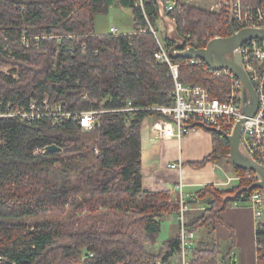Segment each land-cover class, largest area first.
<instances>
[{
	"label": "trees",
	"instance_id": "16d2710c",
	"mask_svg": "<svg viewBox=\"0 0 264 264\" xmlns=\"http://www.w3.org/2000/svg\"><path fill=\"white\" fill-rule=\"evenodd\" d=\"M138 2L0 0V36L10 38L0 48V67H12L0 71L2 110L8 104L28 110L46 98L70 112L123 109L129 103L138 109L103 113L92 131L75 119L55 125L48 118H0V264H173L180 254L179 223L178 233L156 247L162 221L179 215L180 205L171 201V192L144 186L141 160L142 122L155 114L147 109L175 103L170 69L155 57L158 23L163 16L176 20V38L164 41L169 49L180 41L205 46L208 32L219 29L229 37L233 26L228 10L216 15L180 5L166 12L165 0H145L143 10ZM259 2L243 0L244 6ZM114 4L131 9L133 33H96L98 14ZM25 28L41 36L28 49L11 40ZM174 62L181 65L182 82L207 87L224 99L228 78L212 76L186 58ZM199 126L193 122L189 127ZM207 130L213 153L196 167L221 164L230 155V142L219 129ZM53 144L62 151L45 152ZM234 169L242 178L239 188L228 192L206 185L192 194L189 206L201 210L186 213V229L206 230L207 239L196 237L188 264L236 263L232 248L223 252L216 226L224 224V211L246 204L256 188L245 178L246 170ZM56 211L66 214V221L26 222ZM256 264H264L262 225L256 229Z\"/></svg>",
	"mask_w": 264,
	"mask_h": 264
},
{
	"label": "built area",
	"instance_id": "2783aa9c",
	"mask_svg": "<svg viewBox=\"0 0 264 264\" xmlns=\"http://www.w3.org/2000/svg\"><path fill=\"white\" fill-rule=\"evenodd\" d=\"M259 1V4L249 6H244L243 0H165L164 4L166 12H173L180 5L206 9L216 15H221L223 10H228L232 29L238 32L244 28H264V0ZM144 3L145 0H139L138 2L143 10H145ZM170 20L173 23L176 21L175 18ZM150 30L158 38L157 31L152 26H150ZM110 33L121 34L116 27H112ZM222 37L219 34V29H216L208 32L204 41L205 46L199 47V42L180 41L173 48H178L181 45L184 46L182 51L206 48L210 41ZM40 39L41 36L31 35L27 28L23 29L20 35L11 38L16 44H20L27 49L31 48L33 41L39 43ZM6 40H10V38L0 36V48ZM158 42L160 49L156 52L155 57L157 61L167 64L170 69V75L175 84L173 93L175 103L172 106H154L147 109L155 113L152 115L155 117L152 125L153 131L165 139H181L185 134L196 128H217L228 135H232L237 123L246 118V121L242 124L240 149L252 161L264 166V40L253 39L232 52L238 58L237 63L249 75L258 96L259 107L252 117H246L244 114L245 87L233 72L226 68L213 70L200 58L188 59L191 65L203 66V69L208 71L210 75L226 77L230 80V86L224 99H219L207 87L182 82L180 80L181 65L174 62V58L171 56L172 48L169 49L160 38H158ZM180 51V49H176L173 53L176 54ZM3 71L8 73L6 70ZM135 110L138 109L129 103L128 107L123 109L70 112L65 110L63 104L51 103L46 98L43 102H33L28 110H23L18 106L13 108L11 104H8L2 110L0 103V118H19L27 121L48 118L55 125L64 124L75 119L83 130L92 131L98 126L100 115L103 113L131 112ZM193 122L202 126L191 129L189 126ZM96 153H98L97 149ZM172 167H176V165H172ZM246 172V179L254 180L255 183L261 180L257 172ZM237 178L240 181L242 179L241 177ZM178 191L177 203L180 205V214L175 216L174 219L180 224L182 248L180 254L174 259V264L175 262L188 264L199 231H188L186 229V213L190 209L189 204L194 202L192 194L184 193L182 186L178 187ZM246 203L253 209L257 226L262 225L264 227V189L256 188L250 194Z\"/></svg>",
	"mask_w": 264,
	"mask_h": 264
},
{
	"label": "crops",
	"instance_id": "0c3cea01",
	"mask_svg": "<svg viewBox=\"0 0 264 264\" xmlns=\"http://www.w3.org/2000/svg\"><path fill=\"white\" fill-rule=\"evenodd\" d=\"M154 121V116H147L141 127V160L146 188L155 192L169 191L172 194L171 201L177 202L180 186L183 192L188 194H194L206 185H213L228 192L240 187L241 181L238 180L239 176L229 158L224 159L221 164L210 163L196 167V164L203 162L213 153L211 132L198 128L185 134L181 139H165L153 131ZM226 164H231L230 170L224 167ZM193 206V208L189 206L188 216L201 210L200 206ZM221 217L224 224L216 226L217 240L223 245L230 243L228 250L232 248V255L236 256L235 264H256L257 224L253 209L247 203H239L224 211ZM171 218L174 220L175 216L172 215ZM170 224L173 225L172 222ZM171 226L165 225L168 237L158 240L156 247L160 248L171 236L178 233L177 226L174 234L171 235Z\"/></svg>",
	"mask_w": 264,
	"mask_h": 264
},
{
	"label": "water",
	"instance_id": "95a60500",
	"mask_svg": "<svg viewBox=\"0 0 264 264\" xmlns=\"http://www.w3.org/2000/svg\"><path fill=\"white\" fill-rule=\"evenodd\" d=\"M253 39L264 40V28H244L238 32L233 30L232 35L229 37H222L213 39L210 41L206 48L183 50V45L178 48H172L171 56L175 58L194 59L200 58L207 63V65L213 70H220L223 68L229 69L233 72L243 83L245 87L244 97V114L246 117H252L256 114L259 101L256 91L253 87L252 81L244 68L240 66L236 61L229 57V54L236 48ZM180 49L179 53L174 54L173 51ZM59 66V59H58ZM62 74V70L60 71ZM246 121V118L240 120L235 128L234 134L228 135L223 130H218L231 145L229 160L233 166L246 171H255L260 176L261 180L256 182L252 188L264 189V166L255 163L249 157H247L240 149V138L242 132V124ZM62 148L53 144L46 148V152H60ZM251 188V189H252Z\"/></svg>",
	"mask_w": 264,
	"mask_h": 264
},
{
	"label": "rangeland",
	"instance_id": "374dc122",
	"mask_svg": "<svg viewBox=\"0 0 264 264\" xmlns=\"http://www.w3.org/2000/svg\"><path fill=\"white\" fill-rule=\"evenodd\" d=\"M113 26L118 28L119 32L122 34L133 33L134 26H133V22H132V11H131V9L124 8V7H121L117 4H114L113 6H111L109 8L107 13L98 14V16L96 18V33L97 34L104 35V34L110 33V29ZM157 31H159V34H160V37H161V40L163 41V43L165 41L166 36H168V37L171 36L173 38H176V36L174 34V23L171 22L169 17L163 16V20H160V22L158 23V30ZM162 34H163V36H161ZM229 57L231 59L235 60L236 62L238 61V58L233 53H230ZM11 68L12 67L10 65H3L0 67V71L6 70L7 72H9V70ZM224 167L230 170L231 164H226V166H224ZM65 216H66V214L63 215L60 211H56V213L49 212V213L43 214L39 217L27 218L26 222H27V224L32 225V226H34L35 224H38V223L46 222V221H59V222L62 221V222H64V221H66ZM186 220H187V218H186ZM170 222H172L173 227L171 226ZM178 223L179 222L176 219L172 220L171 216L166 217L164 219V221L162 222V228H161V232L158 236V240L166 239L168 237L167 236V230H165V225L171 226V228H172L171 235H173L175 232V229L178 226ZM72 228L76 229L77 226H74ZM71 232H77V231L75 230V231H71ZM199 237H201L202 239L203 238L207 239V231L201 230V232L199 234H197V238H199ZM229 247H230V243L224 244L223 245V252L226 253V251L228 250ZM147 249L149 251L156 252L157 254L159 253L158 252L159 250L152 248V245H148ZM175 264H178V263L175 262Z\"/></svg>",
	"mask_w": 264,
	"mask_h": 264
},
{
	"label": "bare ground",
	"instance_id": "6f19581e",
	"mask_svg": "<svg viewBox=\"0 0 264 264\" xmlns=\"http://www.w3.org/2000/svg\"><path fill=\"white\" fill-rule=\"evenodd\" d=\"M152 26V25H151ZM5 36V35H4ZM184 42V41H183ZM213 132V131H212Z\"/></svg>",
	"mask_w": 264,
	"mask_h": 264
}]
</instances>
